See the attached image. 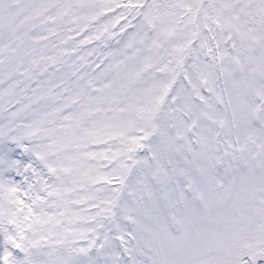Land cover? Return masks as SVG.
I'll use <instances>...</instances> for the list:
<instances>
[{"label": "snow or ice", "instance_id": "1", "mask_svg": "<svg viewBox=\"0 0 264 264\" xmlns=\"http://www.w3.org/2000/svg\"><path fill=\"white\" fill-rule=\"evenodd\" d=\"M0 264H264V0H0Z\"/></svg>", "mask_w": 264, "mask_h": 264}]
</instances>
